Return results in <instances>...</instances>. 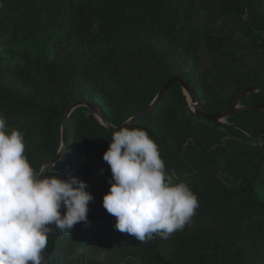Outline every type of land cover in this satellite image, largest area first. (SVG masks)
<instances>
[{"label":"trees","instance_id":"1","mask_svg":"<svg viewBox=\"0 0 264 264\" xmlns=\"http://www.w3.org/2000/svg\"><path fill=\"white\" fill-rule=\"evenodd\" d=\"M173 76L207 112L253 86L241 105L264 103V0H0V115L22 132L36 171L57 154L74 102L90 100L121 125ZM129 127L147 130L166 171L197 195L195 215L167 239L116 230L103 206L112 130L79 106L48 174L86 181L94 199L87 225L50 226L48 264H264V109L211 121L174 83Z\"/></svg>","mask_w":264,"mask_h":264},{"label":"clouds","instance_id":"2","mask_svg":"<svg viewBox=\"0 0 264 264\" xmlns=\"http://www.w3.org/2000/svg\"><path fill=\"white\" fill-rule=\"evenodd\" d=\"M103 159L112 172L103 206L116 217V230L143 243L154 235L167 239L190 223L198 197L166 171L147 130L113 128ZM93 199L82 179L37 172L25 155L22 132L8 130L0 115V264H48L42 253L50 226L70 234L78 222L87 225Z\"/></svg>","mask_w":264,"mask_h":264},{"label":"water","instance_id":"3","mask_svg":"<svg viewBox=\"0 0 264 264\" xmlns=\"http://www.w3.org/2000/svg\"><path fill=\"white\" fill-rule=\"evenodd\" d=\"M174 83H180L184 92L187 94L188 99L190 101V106L191 108L195 111V113L199 116L205 117L211 121L215 122H226V119L235 113H238L244 109H251V108H259V109H264V103L260 104H254V105H241L240 101L241 99L248 93L250 92H255L258 91L259 88L257 86H253L250 88H247L244 90L240 96L236 99L234 103H232L229 107L221 109L216 112H207L205 111L199 101V98L197 96V93L195 89L192 87V85L183 77L181 76H173L169 80L166 81V83L161 87L160 91L156 95V97L153 99V101L142 111L134 114L131 116L128 120H126L123 124L121 125H114L105 112L102 110V108L90 101V100H85V99H80L76 102H74L67 110L63 122H62V135H61V146L58 149L57 154L55 157L47 162L46 164L42 165L37 172H44L45 174H48L49 171L53 168V166L58 163L64 156L66 148H67V125H68V120L73 112V110L79 106H87L89 107L92 112L98 117V119L106 125L110 130H113V128H118L121 126H130L133 122L136 120L142 118L143 116L147 115L149 112H151L157 104L160 102L162 99L163 95L165 92L174 84Z\"/></svg>","mask_w":264,"mask_h":264}]
</instances>
